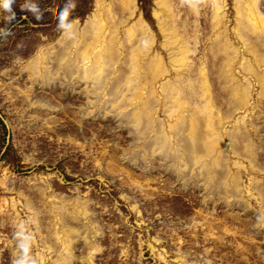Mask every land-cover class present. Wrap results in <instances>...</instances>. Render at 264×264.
I'll use <instances>...</instances> for the list:
<instances>
[{
    "label": "rangeland",
    "instance_id": "1",
    "mask_svg": "<svg viewBox=\"0 0 264 264\" xmlns=\"http://www.w3.org/2000/svg\"><path fill=\"white\" fill-rule=\"evenodd\" d=\"M154 1L136 0L130 22L141 17L150 26L156 39L152 51L162 55L170 68L168 50L162 46L163 33L152 15ZM193 1L199 13L197 18L190 13L184 34L182 17L189 1L171 0L179 32L193 50L189 56L193 65L186 73L197 70L202 60L206 63L207 82L221 105L217 112L228 116L215 78L222 58L208 50L210 5L206 0ZM234 1L223 2L229 28L234 26ZM258 1L264 12V0ZM95 5L96 0H13L5 10L0 0V264L23 259L19 245L25 237H32L29 254L35 264H56L54 259L67 242L73 254L67 264H184L180 255L195 264H264V197L252 187L247 175L256 174L253 179L259 178L264 184V94H258L257 82L252 85L250 99L254 104L225 118L221 130L223 149L232 160L245 165L242 158L229 153L225 132L243 115L246 124L252 121L258 126L255 130L247 125L260 147L256 154L257 164L262 165L260 175L250 168L244 175L239 173L243 179L240 193L245 200L239 204L228 195L229 189L205 188L202 181L197 184L195 179L179 178L173 170H165L157 159L147 163L144 157H130L135 150L145 152L136 145L130 123H118L113 116L114 101L107 95L102 100L97 97L95 106L85 83L74 75L55 77L42 85L32 82L21 69L40 49L52 45L58 51L62 46L58 38L73 22L81 28ZM65 9L67 18L59 27ZM13 13L15 18L9 21L7 17ZM37 13H42L43 19L37 20ZM195 20L199 30L196 40L190 34ZM240 62L239 57L236 71ZM51 63L54 70L57 62ZM107 69L110 74L113 68ZM125 69L122 65L119 71ZM244 75L237 72L246 88L251 86L247 79L253 81ZM174 77L171 74L167 83ZM122 92L128 94L124 83L120 95ZM159 94L160 89L155 88V95ZM128 103L124 100L120 111L129 113ZM107 107L109 114L104 116ZM88 110L91 112L86 114ZM152 115L165 118L159 108ZM213 189L212 202L206 197ZM63 230L70 231L68 241L57 239ZM84 232H88L90 243L84 242ZM91 243L99 249L89 258Z\"/></svg>",
    "mask_w": 264,
    "mask_h": 264
},
{
    "label": "bare ground",
    "instance_id": "2",
    "mask_svg": "<svg viewBox=\"0 0 264 264\" xmlns=\"http://www.w3.org/2000/svg\"><path fill=\"white\" fill-rule=\"evenodd\" d=\"M188 1V11L182 17L185 27L181 31L184 34L188 32L186 26L189 25L190 13L194 18L199 13L194 7V1ZM206 1L210 5L208 50L222 58L215 78L218 80L220 96L229 111L228 116L217 112L221 105L216 103L217 93L213 92L212 95L211 84L207 82L209 75L206 63L202 60L198 67L195 66L197 70L186 73L193 65L189 59L193 50L179 32V23L171 0H155L152 9V15L163 33L162 46L168 50L170 68L162 55L152 51L156 39L150 26L141 17L130 22V17L136 10V0H96L95 11L86 18L82 27L73 22L67 32L58 38L57 42L62 45L58 51L52 45L40 49L21 69L26 71L32 82L38 81L42 85L53 82L55 77L74 75L85 83L88 95L94 97L90 102L95 106L97 97L102 100L107 95L108 99L114 101L113 116L118 123H130V132L136 134V145L145 152L138 154V150H135L130 157H144L147 163H152L154 158L161 167L173 170L179 178L195 179L197 184L202 181L205 188L216 187L221 191L229 189L228 195L234 196L241 204L245 200L240 193L243 179H240L239 173L244 175L250 168L254 172L257 170L259 176L262 166L256 162L260 147L254 143L248 132L250 127L256 130L258 126L252 121L246 124L243 115L236 120L232 129L225 132L230 146L229 153L242 158L245 165L238 160H232L223 149L221 130L225 118L232 117L237 110L250 106L252 85L257 82L258 94H264V68L260 69L264 66V12L258 0H235L234 26L229 28L224 12L225 0ZM124 12L128 13L126 17ZM173 20L176 23L168 27ZM197 24L195 20L190 27V34L195 40L196 36L199 37V30L195 27ZM197 43H194L196 49ZM239 57L243 62H240L238 71H242L253 81L252 83L247 79V84L251 86L246 88L237 76L236 63ZM51 61L57 62L54 70L50 67L53 65L50 64ZM122 65L127 67L123 73L119 71ZM109 66L113 68L110 74L107 73ZM192 73H197L194 78L190 76ZM171 74L175 77L169 84L167 80ZM123 83L128 94L122 92L120 95ZM155 88L160 89V97L155 95ZM124 100H128L131 105L129 113L120 111ZM158 108L165 118L158 119L152 115L157 113ZM89 112L91 110L86 114ZM247 113L252 114L250 111ZM107 114L108 107L103 112L104 116ZM234 167L236 169L233 170ZM247 175L252 187L260 197H264L263 182L259 178L253 179L256 174ZM207 180L213 183L207 184ZM213 191L214 189L208 193L206 200L214 201ZM79 210L82 212L83 209ZM69 235L70 231L68 234L63 230L57 233V239L60 241V238H64L68 241ZM87 237L88 232H84V242L90 243L91 240ZM90 249L89 258L99 247L91 243ZM37 255L42 258L39 252ZM72 256L70 242H67L63 244L54 261L56 264H67ZM180 259L184 264H195L187 263L185 255H180Z\"/></svg>",
    "mask_w": 264,
    "mask_h": 264
},
{
    "label": "clouds",
    "instance_id": "3",
    "mask_svg": "<svg viewBox=\"0 0 264 264\" xmlns=\"http://www.w3.org/2000/svg\"><path fill=\"white\" fill-rule=\"evenodd\" d=\"M13 2V0H2V6L5 10H8L10 7V4ZM182 2H184V0H182ZM72 7H75V5L73 4ZM25 6L22 5V9H24ZM15 18V14L13 13L11 17H7V19L10 21L11 19ZM66 9L61 13V23L59 25L63 26V21L66 19ZM36 19L37 20H41L43 19V14L42 13H37L36 14ZM15 235H19L18 233H15ZM32 239V237H25V242L21 243L19 245V248L23 249V259L21 260H13V264H35V262L32 260L31 255L29 254L30 251V243H28V241H30Z\"/></svg>",
    "mask_w": 264,
    "mask_h": 264
}]
</instances>
